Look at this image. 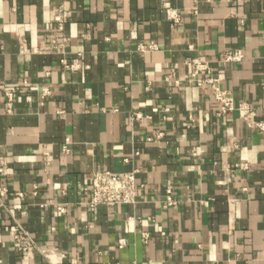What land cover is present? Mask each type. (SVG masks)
Wrapping results in <instances>:
<instances>
[{"label":"crops","instance_id":"obj_1","mask_svg":"<svg viewBox=\"0 0 264 264\" xmlns=\"http://www.w3.org/2000/svg\"><path fill=\"white\" fill-rule=\"evenodd\" d=\"M191 58L264 122V0H0V264H264V134ZM133 170L135 204L89 210L93 174Z\"/></svg>","mask_w":264,"mask_h":264},{"label":"built area","instance_id":"obj_2","mask_svg":"<svg viewBox=\"0 0 264 264\" xmlns=\"http://www.w3.org/2000/svg\"><path fill=\"white\" fill-rule=\"evenodd\" d=\"M168 17L174 22H177V18L168 14ZM54 21L58 23V30H62V10L58 9ZM51 44L54 48H60L62 45L58 43L56 39H53ZM155 44L139 45L137 51L145 52L155 50ZM222 61L224 62H240L243 55L240 51L227 52L222 54ZM188 68L187 83L193 84L198 88L205 90L210 98L213 100L216 110V117L220 118L229 112L236 111L239 119H241L247 126L258 130L264 134V122L256 121V113L246 103L235 106L232 94L221 88L220 81L211 74L209 63L201 58L187 59L185 62ZM177 84V82H175ZM8 101H11L13 95L11 92L5 93ZM136 119H140L139 115L135 116ZM151 141V139H148ZM67 145L68 142H65ZM63 152L67 153L66 146L63 147ZM127 160H125L126 162ZM6 170L5 166L0 163V173ZM137 171L125 173H112V172H98L92 175L89 180L90 196L86 200L85 205L90 211L95 210L99 206H105L107 208H114L122 205H133L136 203L138 192L142 187L137 183L136 179ZM21 197V194H17ZM164 208H175L177 201L173 197V188L171 186L165 187V200L163 203ZM17 241V247L23 257L29 260L31 254L38 250L37 244L26 233H17L14 236ZM148 237L144 236L143 240L146 243ZM125 246L123 239L118 241L117 247L119 249ZM43 253V252H41ZM33 264V263H32ZM132 264H146V263H132Z\"/></svg>","mask_w":264,"mask_h":264}]
</instances>
